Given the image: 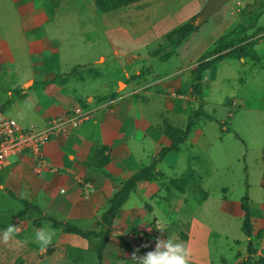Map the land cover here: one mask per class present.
<instances>
[{
    "label": "rangeland",
    "instance_id": "rangeland-1",
    "mask_svg": "<svg viewBox=\"0 0 264 264\" xmlns=\"http://www.w3.org/2000/svg\"><path fill=\"white\" fill-rule=\"evenodd\" d=\"M252 1H227L221 12L196 23L197 30L173 49L166 33L200 11L199 4L206 0H143L102 13L95 9L94 0H0V109L10 100L9 91L14 93L12 88L21 86L34 73L36 79L59 76L58 80H70L68 83L86 77L82 85H75L77 94L94 93L97 101L111 94H104L105 84H116L114 75L118 74V80L129 84L126 89L123 84L116 89L121 91L123 106L133 102L135 110L155 128L164 120L184 128L188 116L200 104L191 93L199 57L212 49V40L225 23L232 25L235 15H229L230 9L243 8ZM259 21L264 26V14ZM259 32L263 34L250 32L244 49V54L250 55L258 43L261 49L256 58L242 62L231 51H225L205 72L203 109L214 119L197 118L181 151H172L160 161L158 168L163 176L130 194L111 228L105 264H136L132 260L136 252L134 237L155 220L160 221L159 229H164L156 232L155 241L170 236L187 245L188 236L185 239L182 233L188 231L194 214L192 206L198 207L207 194L206 201L195 209L201 236L191 258L209 264H231L237 255L247 254L239 200L247 185L250 201L264 200V28ZM101 56L104 58L99 61ZM100 72L101 77L96 76ZM144 145V149L152 148L148 139ZM139 147L134 143L131 150L135 152ZM188 168L201 177L202 188L191 184L181 193L170 185V180L179 178ZM119 187L114 184L113 191ZM54 188L59 192L60 185ZM19 207L15 199L0 190V264H16L20 258L21 264L96 262L91 241L55 229L47 221L42 227L50 226L56 234L52 244L41 252L35 242V231L40 227L31 224L37 214L32 211L19 217ZM42 208L64 220L71 217L47 206ZM252 220L253 264H258L256 261L264 258V210L259 209ZM97 221L91 217L82 219L79 225L99 228ZM10 224L23 228L5 244L2 235ZM259 230L262 236L257 235ZM120 239L135 251L126 248ZM146 252H137V256Z\"/></svg>",
    "mask_w": 264,
    "mask_h": 264
},
{
    "label": "crops",
    "instance_id": "crops-1",
    "mask_svg": "<svg viewBox=\"0 0 264 264\" xmlns=\"http://www.w3.org/2000/svg\"><path fill=\"white\" fill-rule=\"evenodd\" d=\"M204 4L205 2L199 4V7L202 8ZM236 5L240 6L239 1ZM223 7L224 5L218 12H221ZM240 8L232 7L230 9L229 15H235L232 25L229 27L230 23H225V26L213 38L211 45L214 46L221 34L236 25L238 21L237 10ZM259 22L258 20L257 26L250 32L257 31L259 35L263 34L259 30L264 26ZM257 44L250 55L244 54L239 60L244 62L248 58H256L261 49H258ZM102 58L104 57L101 56L99 61ZM101 74L100 72L96 76L101 77ZM36 75L34 73L29 76L21 86L13 87L14 93L13 90L9 91L11 98L8 101L10 102L7 103L8 101H6L3 108L0 109L4 115L14 119L22 127H43L51 118L65 115L77 104L91 108L93 113L80 126L70 129L68 133L55 137L44 144L43 154L47 166L42 171L36 172L34 170L32 159L25 153H20L14 157L12 163L0 171V190L7 192L11 197L12 194L22 197L41 208L47 206L52 210L68 213L71 217L65 221L77 225L82 219L95 217L99 220L100 211L104 209L107 199L115 192L113 185L120 184L122 180H126L141 168L149 165L158 156V149L169 143L164 128V122H169L164 120L162 126L155 128L145 121L142 114L135 110L136 105L133 102H127L128 104L123 106L119 100L121 91L116 89L120 87V84H123L124 89H126L129 84L126 80H118V74L114 75L117 76L115 77L116 84L115 82L105 84L106 92L104 94L114 93L115 97L111 98L110 94L101 101L95 99L94 93L77 94L78 88L75 85L78 87L82 85L87 80L86 77L83 80L77 78L78 82L68 83L70 80L51 82L50 80L53 79L51 76L36 79ZM29 82L31 84L28 86ZM135 100L139 101V99ZM175 107L177 108V106ZM104 109L107 110L104 111ZM147 139L148 143L152 144L151 149H144L143 147ZM134 143L140 144L135 152L131 150ZM100 150H104L103 155L108 158L104 170L110 173L114 179L87 165L88 161L100 154ZM134 153L137 156H134ZM161 162L157 164L158 170ZM201 180L200 177L198 186L202 188ZM263 181L264 178H261V184ZM149 182L151 181L139 182L137 190H141L143 184ZM59 185V192H57L54 186ZM207 198L208 194L201 203H196L197 206L203 204ZM249 205L252 217L258 215L259 209L264 210V200L257 203L249 200ZM192 207L194 214L189 219L188 231H185L187 234H185V239L188 236L187 246L191 250V255L201 236V229L198 225L200 223L194 216L195 209L198 207ZM128 212V216H130L131 213ZM242 257L237 255L231 264H240ZM190 261L192 264H209L208 261L192 258Z\"/></svg>",
    "mask_w": 264,
    "mask_h": 264
},
{
    "label": "trees",
    "instance_id": "trees-1",
    "mask_svg": "<svg viewBox=\"0 0 264 264\" xmlns=\"http://www.w3.org/2000/svg\"><path fill=\"white\" fill-rule=\"evenodd\" d=\"M138 1L141 0H94V6L97 12L102 13ZM263 14L264 0H253L247 3L243 8L238 9V21L236 25L232 29L221 34L214 43L212 49L205 51L199 57L198 64L194 69L191 79V93L200 100V104L192 114L188 116L184 128H178L164 122L165 133L168 136L169 143L161 147L158 156L154 158L149 165L141 168L129 178L120 182V187L107 199L106 205L101 211L100 219L97 221V226L99 228H82L70 221H65L47 214L39 205L12 194V197L20 204L17 215L19 217H24L33 211L37 214V216L31 219V224L34 227H42L43 222L47 221L50 222L51 226L55 229H60L64 233L73 234L91 241L96 254V262L94 264H105L104 251L109 242L110 232L115 218L122 206L129 199L130 194L137 190L138 183L141 181H155L158 177L163 176V173L157 169V164L169 152L181 151V146L189 137L197 118L204 116L205 119H214L213 116L208 115L203 109L202 92L204 87L203 76L205 72L213 66L214 62L225 51H231L232 54L237 55L238 58L244 56V49H246V45L249 44L248 42L250 40L249 32L257 26L258 20ZM195 17L196 14L166 33V40L173 49L180 46L186 38L197 30ZM58 78L60 77L55 76L50 81L55 82ZM113 97H115L114 93L111 94V98ZM9 102L10 101L7 103ZM103 151L104 150H100V154L93 160L88 161L87 165L103 173L107 177L114 179L110 173L104 170L105 165L108 163V158L103 155ZM199 180L200 176L195 170L193 168H188L179 178H172L170 180V185L181 193H184L188 185L197 184L198 186ZM262 188L264 191V181L262 183ZM239 206L242 214L241 229L247 237V254L242 257L240 264H253L252 254L254 252V242L252 237L254 235V225L250 212L248 185L245 193L239 200ZM262 234V230L257 232L258 236H262ZM182 236L186 238V235L183 233ZM120 240L123 242L122 239ZM123 244L126 248L134 250L132 247L128 246L127 243L123 242ZM21 262L22 259L20 258L16 261V264H21ZM256 262L258 264H264V258L260 257Z\"/></svg>",
    "mask_w": 264,
    "mask_h": 264
},
{
    "label": "built area",
    "instance_id": "built-area-1",
    "mask_svg": "<svg viewBox=\"0 0 264 264\" xmlns=\"http://www.w3.org/2000/svg\"><path fill=\"white\" fill-rule=\"evenodd\" d=\"M92 113L91 108L77 104L65 115L51 118L43 127H22L0 111V171L10 165L20 153H25L32 159L36 172L42 171L47 166L43 154L44 144L80 126ZM159 228V220L153 221L149 227L143 226L134 237L136 242L133 248L139 249L138 252L149 251L150 248L154 250Z\"/></svg>",
    "mask_w": 264,
    "mask_h": 264
},
{
    "label": "clouds",
    "instance_id": "clouds-1",
    "mask_svg": "<svg viewBox=\"0 0 264 264\" xmlns=\"http://www.w3.org/2000/svg\"><path fill=\"white\" fill-rule=\"evenodd\" d=\"M22 225H8L2 235L3 242L8 244L15 236H18L22 231ZM164 232V229H159ZM56 230L51 228H40L35 231V242L40 245L41 252L45 251L52 244ZM25 240L24 243H28ZM147 247V245H145ZM133 252L132 260L136 264H190L191 250L183 242H177L172 237L167 239L157 238L155 248L152 251L146 252L142 256H137V252Z\"/></svg>",
    "mask_w": 264,
    "mask_h": 264
},
{
    "label": "water",
    "instance_id": "water-1",
    "mask_svg": "<svg viewBox=\"0 0 264 264\" xmlns=\"http://www.w3.org/2000/svg\"><path fill=\"white\" fill-rule=\"evenodd\" d=\"M229 0H207L201 10L196 14V23L204 22L210 15L218 12Z\"/></svg>",
    "mask_w": 264,
    "mask_h": 264
}]
</instances>
